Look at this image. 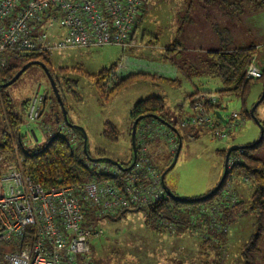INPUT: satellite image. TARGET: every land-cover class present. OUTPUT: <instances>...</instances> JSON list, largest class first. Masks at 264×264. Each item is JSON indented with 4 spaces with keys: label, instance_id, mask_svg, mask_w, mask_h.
Here are the masks:
<instances>
[{
    "label": "rangeland",
    "instance_id": "obj_1",
    "mask_svg": "<svg viewBox=\"0 0 264 264\" xmlns=\"http://www.w3.org/2000/svg\"><path fill=\"white\" fill-rule=\"evenodd\" d=\"M229 1L233 0H144L135 34L141 39L147 29L145 42L150 40L155 49L163 51L165 57L168 56L167 48L173 50L175 42L180 44L175 50L178 53L174 50L171 52L172 60L183 70L176 85L141 78L107 98L110 88L105 85L104 78L96 85L90 75L116 62L122 46L108 44L86 48H54L47 52L46 58L54 73L52 76L66 101L67 117L70 122L82 126L87 134L88 156L83 155L88 162H94L88 157H98L96 152H102V156L119 162L128 160L132 154L130 133L133 121L130 112L135 102L149 96L162 98L164 118L175 125L182 137L177 160L164 175L165 184L179 197H199V194L217 185L224 172V155L220 154L219 149H227L233 144L247 145L258 139L260 127L251 117L250 109L260 97L264 82L255 79L242 100L233 93L220 91L224 87L223 82L207 70L208 51L223 48L253 47L254 54L250 61L260 69L264 67V8H255L253 1L242 0L241 10L231 12L230 8L234 5H228ZM217 28L225 31L227 36ZM6 54L10 64H22L23 55L8 57ZM120 78L121 75L115 81L118 82ZM195 89L215 95L224 107V115L237 111L238 120L242 118L237 126L220 124L228 132L225 138L212 136L210 130L203 131L194 140L186 136L190 133V126H181L179 121L195 114L190 105L193 96L190 93ZM3 90L10 104L17 109L25 98L30 97L31 100L35 93L45 95L39 104L37 120L28 127L25 126L26 121L23 124L26 128L23 140L27 146H33L34 143L40 145L52 130L68 127L47 73L40 65H29L18 79ZM245 110L249 111V116ZM254 114L260 122L264 120V102L258 104ZM55 117L59 119L55 121ZM3 124L0 113V144L3 142ZM111 125L116 130L115 139L112 138L114 133ZM137 126L138 123L136 132ZM47 127H51V131ZM69 133L75 136L70 137L75 143L78 134L73 131ZM164 149L167 152L160 156L166 161L160 163L161 173L174 155H170L165 144ZM252 154L264 158V140ZM224 180L229 188L227 192L233 193L235 200L231 202L227 218L229 232L221 264H246L241 252L245 242L256 233H260L259 249L248 251L252 256L248 260L250 264H264V216L250 209V195L255 185L250 178L243 176L239 168L234 169ZM225 192L224 187L219 196H214L211 205L217 204L222 208L226 202ZM98 222L103 233L90 238V250L77 256V264H214L215 253L205 252L196 227L175 232L171 225L156 226L145 207L130 209L117 220L103 217Z\"/></svg>",
    "mask_w": 264,
    "mask_h": 264
},
{
    "label": "built area",
    "instance_id": "obj_2",
    "mask_svg": "<svg viewBox=\"0 0 264 264\" xmlns=\"http://www.w3.org/2000/svg\"><path fill=\"white\" fill-rule=\"evenodd\" d=\"M143 3L144 0H0V67L7 61L6 52L8 57H18L54 48L135 45L131 32ZM123 66L122 61L116 62L104 77L108 88L116 83ZM261 73L249 61L246 77L259 78ZM192 95L190 105L195 114L180 120V125H205L212 136L225 138L228 132L215 116L217 97L202 91ZM43 97L35 93L30 100L26 127L37 120ZM222 115L227 127L242 121L238 120L237 111ZM64 130L72 132L69 127ZM186 136L195 137L192 133ZM161 137L173 155L176 134L155 118H143L138 122L136 157L130 168L123 170L94 161L92 164L100 173H110L109 178L49 188L24 173L18 143L13 142L10 150L0 152V255L4 264H77V256L89 252L90 238L103 233L100 225H86L88 210L103 217L123 209H150L166 195L161 168L150 151ZM78 142L77 138L75 143ZM240 152L238 148L229 155V168L240 161ZM224 187V200L233 202L234 194ZM208 209L212 224L225 231L227 227L216 222L219 206L210 205Z\"/></svg>",
    "mask_w": 264,
    "mask_h": 264
},
{
    "label": "trees",
    "instance_id": "obj_3",
    "mask_svg": "<svg viewBox=\"0 0 264 264\" xmlns=\"http://www.w3.org/2000/svg\"><path fill=\"white\" fill-rule=\"evenodd\" d=\"M240 1L242 0L228 2V5H234L230 8L231 12L241 10L242 7ZM250 1L254 2L255 8H264V0ZM217 30L223 32V34L227 36L225 31H222L219 28H217ZM208 53L209 59L207 70L212 76L219 78L223 82L224 87L220 91L233 93L244 100L255 79H261L264 82V67L261 69L262 73L259 78H249L245 75L246 66L254 54L253 47L236 48L232 50L223 48L208 51ZM46 54L47 52L24 54L21 65L10 64L7 60L0 67V84L9 80L24 63L31 60L43 61L48 67L50 73L54 75L50 62L46 58ZM111 67L112 66L104 68L95 75H90V78L97 85L98 82L108 74ZM126 82L125 78H120V80L110 88L106 95L108 96L107 98L118 93L126 85ZM100 94L105 98L103 93ZM62 100L66 107L64 97ZM262 102H264V98L259 104ZM29 103L30 97L25 98L21 101L19 109H17L18 107L16 108L10 104L6 93L3 88L0 87V113L4 122L1 130L3 142L0 144V152L10 149L12 141L18 143L19 151L23 156L22 167L24 173L44 188L67 184H79L91 179H105L110 177V173H100L91 161L88 162L85 159V153L82 148V134L78 129L70 128L73 133L76 132V134H78V143H73L71 141V133L59 128L52 130L53 132L42 144H34L30 147L27 146L23 140L26 132V128H24L23 124L26 121L25 115ZM163 113L164 106L162 98L159 96H149L135 102L130 115L133 121V119L139 115L144 114H157L164 118ZM245 113L249 116V111L245 110ZM57 118L58 117H56L55 120H57ZM261 123L264 129V120H261ZM47 128L51 131V127ZM111 129L114 133L112 138L115 139L116 130L113 125H111ZM35 137L36 136H33V138ZM263 140L264 134L259 143L253 144L254 142H252L248 144L250 146L241 148L240 161L231 168H228L226 175V177H228L234 169L239 168L244 177L252 180L255 188L250 195V209L256 210L262 216H264V158L255 157L252 153L261 147ZM226 150L227 149H222L219 150V152L225 156ZM233 153L234 151H232L230 155ZM96 155L100 157L104 154L102 152H96ZM131 160L132 154L127 161L120 162L124 166H128ZM96 162L99 164H106L109 167L114 166L105 160H99ZM224 186L225 180L216 192L201 200H179L166 193L164 197L153 203L151 208L147 210L149 218L156 222V226L171 225L175 232L182 230L189 231L192 230L190 227H196L200 233V242L205 252L213 251L216 256L213 263L221 264L226 250L227 234L229 232V222L227 218L232 203L231 201L225 202L223 207L221 206L222 208H219L217 212L218 220L216 222L221 223L222 226H226L227 229L225 231L223 229H216V223L212 224L208 208L211 205L214 196H219ZM209 191L210 190L207 192ZM207 192L203 194H206ZM238 203L239 201L236 202L234 206ZM129 210L130 209H123L115 215H107L103 217L110 220H117L124 216ZM103 217H98L94 211L90 209L86 215V225H100L98 220ZM259 235L260 233L253 234V236L244 244L241 254L246 264H250L248 258L252 257L248 251H256L259 249ZM0 264H4L1 255Z\"/></svg>",
    "mask_w": 264,
    "mask_h": 264
},
{
    "label": "crops",
    "instance_id": "obj_4",
    "mask_svg": "<svg viewBox=\"0 0 264 264\" xmlns=\"http://www.w3.org/2000/svg\"><path fill=\"white\" fill-rule=\"evenodd\" d=\"M141 14L138 15L137 20L134 24L133 30L131 32V37L135 40V45L127 46L126 48L122 47L120 57L116 60V62L122 61L124 64V66L121 68V79L125 78L127 82H126V85L122 89H124L131 83L141 78L142 79L150 78L152 80H156L159 82H166L172 85H176L178 83V78L180 76V71L182 70V68L178 66L177 63H175L172 60L173 58L171 56V52L173 50L174 51L177 50L180 44L175 42L176 47L173 50H171L170 48H167L166 50H167L168 56L165 57L163 51L158 48L155 49L154 48L155 46H153L150 40H148V42H145L144 36L148 35L147 29H145V31L142 33L141 39H138L135 34V30H136V24L140 20L139 17L141 16ZM175 52L178 53V51H175ZM116 62L112 63L110 66H113ZM196 91L197 89L191 90L190 95H192ZM217 108L219 110L215 109V111L217 110L220 112V109L223 110V106H221L220 103H218ZM221 116L223 117L224 120L216 116V118H218L220 122L219 125L221 123L225 125L224 123L225 118L222 115V113H221ZM206 130L208 132L210 129L204 125L190 126V133H192L195 136L192 140H194L197 137V135L201 134L203 131L206 132ZM160 139L161 138H159V140L157 139V141H155V143H153L151 147L153 149L151 150L153 151L152 153H153L154 161L158 166H160V163L162 164V161L164 162L166 161L165 158L163 159L162 156H160L161 153L167 152L164 149V144H165L164 141ZM177 144H178V137H177ZM161 146H163V148H161ZM219 150H222V149H219ZM167 157L170 158V156L168 155ZM203 193L204 192H202L199 195H202Z\"/></svg>",
    "mask_w": 264,
    "mask_h": 264
},
{
    "label": "water",
    "instance_id": "obj_5",
    "mask_svg": "<svg viewBox=\"0 0 264 264\" xmlns=\"http://www.w3.org/2000/svg\"><path fill=\"white\" fill-rule=\"evenodd\" d=\"M31 64H38L40 65L44 70L45 72L47 73V76L49 78V81H50V84H51V87H52V90L56 96V99L61 107V110H62V114H63V120L66 122V125L69 127V128H75V129H78L81 134H82V140H83V151L85 153L86 156H88V152H87V134L85 132V129L78 125V124H74L72 122L69 121L68 117H67V113H66V108L64 106V102L62 100V96L59 92V89L56 85V81L54 79V77L52 76V74L50 73L48 67L46 66V64L43 62V61H40V60H31L27 63H24L22 65V67L17 70V72L9 79L7 80L6 82L4 83H1L0 84V87L4 88V87H7L8 85H10L11 83H13L16 79L19 78V76L26 70V68L31 65ZM264 98V84H263V91L260 95V97L258 98V100L253 104V106L251 107L250 109V115L251 117L254 119V121L259 125L260 127V135L258 137V139L253 143V144H256V143H259L261 140H262V137H263V134H264V129H263V125L262 123L260 122V120L256 117V115L254 114V110L255 108L258 106V104L263 100ZM215 114L217 117L221 118L222 120L223 117L221 116V113L219 111H215ZM145 117H152V118H155L157 119L159 122H161L163 125L167 126L168 128H170L178 137V144H177V147H176V150H175V153L173 155V158L170 162V164L167 166V168L162 172L161 174V181H162V185L167 193V195L171 196V197H174L176 199H179V200H201V199H204V198H207L208 196L212 195L214 192H216L222 185L223 181H224V178L226 177L227 175V166H228V158H229V155L232 151L238 149V148H244L246 146H250V145H238V144H233L231 146H229L226 150V153H225V156H224V172L219 180V182L217 183V185L212 189L210 190L208 193L204 194V195H201L199 197H192V198H184V197H179L177 194L173 193V191H171V189L165 184L164 182V175H165V172L170 169L176 162L177 160V157H178V153L180 151V147H181V143H182V137L178 131V129L175 127V125H173L171 122H169L168 120H166L165 118L157 115V114H144V115H139L138 117H136L133 122H132V125H131V133H130V140H131V150H132V160L130 162V164L128 166H124L123 164H121L118 160L114 159V158H111V157H107V156H100V157H95V158H92V157H88L89 160H92V161H99V160H105L107 162H109L110 164L120 168V169H128L132 166V164L134 163L135 161V157H136V144H135V132H136V124L143 118Z\"/></svg>",
    "mask_w": 264,
    "mask_h": 264
}]
</instances>
